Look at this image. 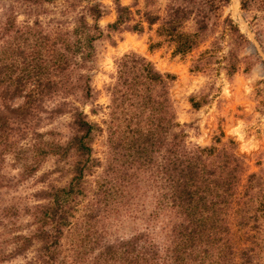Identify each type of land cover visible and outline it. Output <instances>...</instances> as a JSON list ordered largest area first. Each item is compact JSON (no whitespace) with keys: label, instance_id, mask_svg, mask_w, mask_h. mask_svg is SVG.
<instances>
[{"label":"trees","instance_id":"16d2710c","mask_svg":"<svg viewBox=\"0 0 264 264\" xmlns=\"http://www.w3.org/2000/svg\"><path fill=\"white\" fill-rule=\"evenodd\" d=\"M51 2L14 0L0 16V165L3 153H14L15 143L29 134L25 176L50 157L51 173L64 181L56 185L50 179L31 195L35 203L22 212L28 218L25 233L17 208L0 212V222L6 220L0 236L9 246L0 260L32 250L30 264H259L264 171L245 175L240 158L226 147L185 146L168 95L172 77L135 53L115 61L106 88L102 163L92 157L102 130L79 109L95 96L94 44L121 30L140 33L142 24L155 25L156 36L182 56L221 26L227 37L225 73L234 74L240 65L246 71L249 59L239 52L248 40L228 17L220 20L229 0H168L162 16L144 11L135 22L128 7L110 0L115 18L104 29L97 24L104 15L100 3L64 0L61 18L43 21L35 10ZM20 3L28 7L17 21ZM239 4L248 8L245 0ZM210 45L209 52L218 50L217 40ZM42 113L68 114L63 144L32 129ZM0 187H8L1 174ZM123 215L140 216L146 228L111 237L113 221ZM155 222L162 225L158 242L148 232Z\"/></svg>","mask_w":264,"mask_h":264},{"label":"rangeland","instance_id":"374dc122","mask_svg":"<svg viewBox=\"0 0 264 264\" xmlns=\"http://www.w3.org/2000/svg\"><path fill=\"white\" fill-rule=\"evenodd\" d=\"M14 0H0V16L13 5ZM42 4L41 11L35 10L43 21L61 18L58 11L65 5L64 0H51ZM104 7V15L97 24L101 29L114 21V10L110 0H94ZM240 0H229L221 9V19L228 17L245 36L249 45L240 50L239 57L247 56L250 66L246 71L240 65L238 70L227 75L224 70L223 56L226 54L227 37L221 26L217 28L213 38L206 40L186 55H175L173 46L155 34L156 26L148 28L142 24L140 33L121 30L109 34V39H101L94 44L95 57L90 72V86L95 92L92 102L79 109L90 122L97 124L102 132L92 144V157L103 162L106 153V131L104 121L108 120L107 108L109 96L106 88L112 83L114 64L123 54L135 53L149 61L160 74L169 75L168 95L179 129L183 132L185 146L192 149L198 147H226L240 158L245 175L264 171V10L262 0H245L248 8L240 9ZM168 0H120V4L129 8L132 19L138 21L141 13L148 11L162 16ZM18 6V4H14ZM22 5V6H20ZM83 5V3H79ZM17 21L24 20L21 11L28 4H19ZM33 9V6H29ZM76 10L75 12H77ZM66 15L70 19L74 13ZM63 17V18H65ZM62 18V19H63ZM90 23L89 19H86ZM132 24V23H131ZM129 24V25H131ZM217 40L218 50H211L210 42ZM14 103L18 104L19 101ZM48 108L51 104H46ZM90 109H94L93 113ZM32 129L38 133H50L43 139L63 144L69 136L68 114L37 115ZM31 135L27 134L18 140L12 151L1 156L0 174L8 181V187H0V212L3 209L17 208V224L23 233L28 230V218L23 209L33 205L31 195L44 187L50 179L58 180L61 185L64 178L57 179L53 158L46 157L37 164L34 171L25 176L23 167L29 163L28 151ZM16 154V157H15ZM101 168L96 169L100 173ZM6 220L0 222V233L4 231ZM261 225V252L258 263L264 264V218ZM162 225L155 222L148 227L155 241L162 240ZM146 228L142 218H131L127 215L119 217L111 225V237H128ZM8 237L7 235H5ZM9 246L0 236V252ZM33 251L22 256L0 260V264H30Z\"/></svg>","mask_w":264,"mask_h":264}]
</instances>
